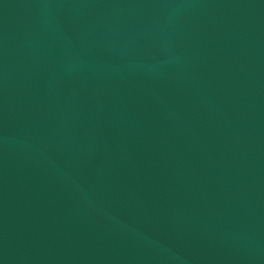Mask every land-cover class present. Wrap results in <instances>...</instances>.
I'll return each mask as SVG.
<instances>
[{
  "label": "water",
  "instance_id": "1",
  "mask_svg": "<svg viewBox=\"0 0 264 264\" xmlns=\"http://www.w3.org/2000/svg\"><path fill=\"white\" fill-rule=\"evenodd\" d=\"M0 264H264V0H0Z\"/></svg>",
  "mask_w": 264,
  "mask_h": 264
},
{
  "label": "clouds",
  "instance_id": "2",
  "mask_svg": "<svg viewBox=\"0 0 264 264\" xmlns=\"http://www.w3.org/2000/svg\"><path fill=\"white\" fill-rule=\"evenodd\" d=\"M77 188H78V186H77ZM78 190H79V189H78ZM81 197H82V199L85 201V203H86V205L89 207V209L92 210V211H94V212L97 214L98 218H101V219L105 218L106 214H103V213L101 212L100 209L95 208V206L92 205V204L87 200V197H86V195H84V194L82 193V190H81Z\"/></svg>",
  "mask_w": 264,
  "mask_h": 264
}]
</instances>
